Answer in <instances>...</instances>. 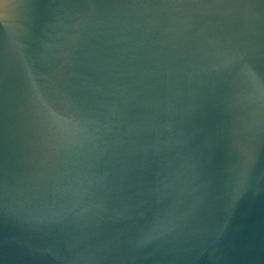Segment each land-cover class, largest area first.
I'll return each instance as SVG.
<instances>
[{
	"label": "water",
	"instance_id": "95a60500",
	"mask_svg": "<svg viewBox=\"0 0 264 264\" xmlns=\"http://www.w3.org/2000/svg\"><path fill=\"white\" fill-rule=\"evenodd\" d=\"M0 264H264V0H0Z\"/></svg>",
	"mask_w": 264,
	"mask_h": 264
}]
</instances>
